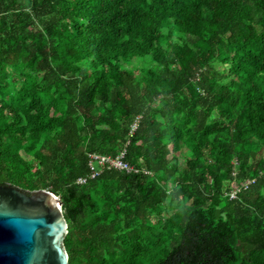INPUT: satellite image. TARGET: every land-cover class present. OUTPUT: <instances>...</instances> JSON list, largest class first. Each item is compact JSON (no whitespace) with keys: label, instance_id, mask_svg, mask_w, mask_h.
Instances as JSON below:
<instances>
[{"label":"trees","instance_id":"16d2710c","mask_svg":"<svg viewBox=\"0 0 264 264\" xmlns=\"http://www.w3.org/2000/svg\"><path fill=\"white\" fill-rule=\"evenodd\" d=\"M0 185L68 264H264V0H0Z\"/></svg>","mask_w":264,"mask_h":264},{"label":"water","instance_id":"95a60500","mask_svg":"<svg viewBox=\"0 0 264 264\" xmlns=\"http://www.w3.org/2000/svg\"><path fill=\"white\" fill-rule=\"evenodd\" d=\"M66 234L59 197L0 185V264H68Z\"/></svg>","mask_w":264,"mask_h":264},{"label":"built area","instance_id":"2783aa9c","mask_svg":"<svg viewBox=\"0 0 264 264\" xmlns=\"http://www.w3.org/2000/svg\"><path fill=\"white\" fill-rule=\"evenodd\" d=\"M89 168L93 171V175H96L101 169H118L125 172H134L137 170L130 166L125 160L123 153L118 154L115 157L102 156L98 154H89ZM80 182V181H79ZM254 180H245L240 184L232 183L231 189L228 193L229 198L233 199L241 189H246Z\"/></svg>","mask_w":264,"mask_h":264},{"label":"rangeland","instance_id":"374dc122","mask_svg":"<svg viewBox=\"0 0 264 264\" xmlns=\"http://www.w3.org/2000/svg\"><path fill=\"white\" fill-rule=\"evenodd\" d=\"M140 64H141L140 59H134V60H131L130 62H127L123 66L125 67V69L129 70V69H134L137 66H140Z\"/></svg>","mask_w":264,"mask_h":264},{"label":"clouds","instance_id":"9594fccd","mask_svg":"<svg viewBox=\"0 0 264 264\" xmlns=\"http://www.w3.org/2000/svg\"><path fill=\"white\" fill-rule=\"evenodd\" d=\"M246 180H247V179H246ZM249 180H252V179H249ZM228 193H229V192H228ZM236 195H237V194H236ZM228 196H229V195H228ZM235 197H236V196H235ZM235 197H234V198H235ZM234 198H233V199H234ZM229 199H230V198H229Z\"/></svg>","mask_w":264,"mask_h":264}]
</instances>
